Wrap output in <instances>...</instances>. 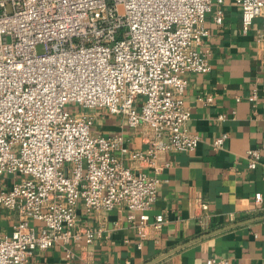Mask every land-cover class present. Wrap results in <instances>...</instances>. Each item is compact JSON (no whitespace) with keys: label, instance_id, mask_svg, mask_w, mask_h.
<instances>
[{"label":"built area","instance_id":"1","mask_svg":"<svg viewBox=\"0 0 264 264\" xmlns=\"http://www.w3.org/2000/svg\"><path fill=\"white\" fill-rule=\"evenodd\" d=\"M233 1L244 32L260 19L255 34L264 44V0ZM212 3L0 0V209L17 217L10 234L0 231V264H27L35 249L55 243L65 249L63 264H76L71 241L90 243L102 232L78 223L79 205L93 213L127 210L140 240L161 229L163 213L153 220L148 213L165 167L160 157L192 151L201 140L186 130L182 94L185 73L210 69L199 47ZM214 19L222 22V10ZM70 104L89 112H72ZM95 111L142 128L146 148L129 149L120 133L92 131ZM227 136L211 147L222 148ZM124 156L149 170L125 165ZM245 156L254 169L260 149ZM206 264L231 263L209 257Z\"/></svg>","mask_w":264,"mask_h":264},{"label":"crops","instance_id":"2","mask_svg":"<svg viewBox=\"0 0 264 264\" xmlns=\"http://www.w3.org/2000/svg\"><path fill=\"white\" fill-rule=\"evenodd\" d=\"M217 10L223 12L221 23L214 19ZM259 25L256 18L244 32L240 7L233 0H213L203 21L208 35L199 47L210 69L185 73L182 94L190 115L186 130L201 140L192 151L160 157L165 167L148 213L150 220L163 213L161 229L140 240L126 218L127 210L93 213L79 205L78 223L101 227L102 232L90 243L71 241L74 263L206 264L209 257H227L231 264H264V218L225 229L264 217V44L256 39ZM95 122L99 133L122 134L129 149L147 146L143 129L129 128L119 115L104 113ZM223 133L228 135L223 147L213 149L211 141ZM254 147L260 149V161L249 169L245 155ZM123 163L149 170L127 156ZM255 193L262 195L258 202ZM202 203L207 210L201 209ZM198 216H204L203 226ZM16 220V213L0 209L2 233L10 234ZM65 254L55 243L35 249L27 264H63Z\"/></svg>","mask_w":264,"mask_h":264},{"label":"rangeland","instance_id":"3","mask_svg":"<svg viewBox=\"0 0 264 264\" xmlns=\"http://www.w3.org/2000/svg\"><path fill=\"white\" fill-rule=\"evenodd\" d=\"M37 50H38V52H41V51H42V46L39 45V46L37 47ZM68 108L71 109L72 112H89V109L84 108V107L79 106V105H75V104H70V105L68 106ZM91 114H92V113H91ZM94 114H95V116H96V121H97V120L99 119L100 115H101V114H104V113H103V112L101 113V112H96V111H95ZM91 128H92V131H95V132L100 131V129H99V127H98V124H96V122L93 124V126H92ZM11 176H12V175H11ZM11 176H10V177H11ZM11 178L14 179V176H12Z\"/></svg>","mask_w":264,"mask_h":264},{"label":"water","instance_id":"4","mask_svg":"<svg viewBox=\"0 0 264 264\" xmlns=\"http://www.w3.org/2000/svg\"><path fill=\"white\" fill-rule=\"evenodd\" d=\"M261 218H264V217H257V218H254V219H249V220H247V221L236 222V223H233V224H231V225L225 227V229H228V228H234V227H238V226H241V225H245V224H248V223H250V222H253V221L257 220V219H261ZM219 231H220V230H219ZM219 231H217V232H219ZM210 234H212V233H210Z\"/></svg>","mask_w":264,"mask_h":264}]
</instances>
